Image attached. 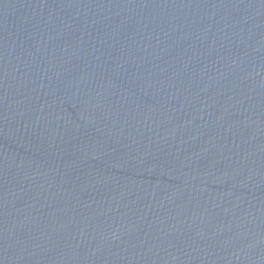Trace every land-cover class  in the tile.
<instances>
[{
    "label": "water",
    "instance_id": "water-1",
    "mask_svg": "<svg viewBox=\"0 0 264 264\" xmlns=\"http://www.w3.org/2000/svg\"><path fill=\"white\" fill-rule=\"evenodd\" d=\"M0 264H264V0H0Z\"/></svg>",
    "mask_w": 264,
    "mask_h": 264
}]
</instances>
